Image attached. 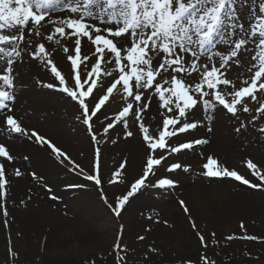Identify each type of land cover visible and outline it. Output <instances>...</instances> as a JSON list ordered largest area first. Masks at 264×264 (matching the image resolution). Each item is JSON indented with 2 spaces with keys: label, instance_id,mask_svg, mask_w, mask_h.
Listing matches in <instances>:
<instances>
[{
  "label": "rangeland",
  "instance_id": "1",
  "mask_svg": "<svg viewBox=\"0 0 264 264\" xmlns=\"http://www.w3.org/2000/svg\"><path fill=\"white\" fill-rule=\"evenodd\" d=\"M261 4H264V0H245L244 4L238 5L237 11L240 20L246 23L247 10L249 11L250 8L252 11L257 10ZM56 10L50 9L49 11L53 13ZM35 39H37V36H28L25 32V42L19 45V49L26 50L25 46H34ZM42 40L45 39L42 38ZM35 42H39V40H35ZM89 44L92 45L90 41ZM74 45L75 38L73 37L59 44L58 56L60 61H57V57H53L48 50L46 56L41 54V61L43 57L46 59L45 62L50 59L64 76L67 86L73 88L75 86L73 77L76 73H78L82 82L89 80L88 73L97 58L94 54L95 46L92 45L85 55L81 50V57L87 56L89 59L82 62L78 61V68L74 73L68 59L69 55H76ZM65 47L69 49L68 52L64 51ZM229 51V46H225L221 54H227ZM255 54L256 52L251 53L242 49L238 57L240 66L233 62L227 70L226 78L233 82L236 89L246 86L242 83L245 80L250 83L256 69L253 68L252 71H249L248 69L252 65L247 67L245 64L250 59L252 60ZM21 57L17 58L14 64L16 101L13 108L15 115L22 119L24 127L29 130H36L39 134L51 140L78 167H74L73 163H69V160L58 159L46 145L41 146L35 143L34 139L30 140L22 136L9 135L5 131L6 136L0 134V143L4 144L14 157L11 163L0 158V163H4L7 173H9L8 179L11 182L6 206L13 202L11 201L13 199V194H11L12 181L24 177L39 190L38 200L40 202L38 204L33 203L34 210H38L42 206L48 214L45 218L38 219L29 231H25L20 225L21 223L16 222L14 215H17L18 209L24 215L25 205L31 200L30 190L32 191V189H26L24 195L27 196V199H23V196L16 198L17 206L15 209L7 207L9 212L7 228L4 227V217L0 212V236L3 241V245L0 246V264H184L186 261H192L193 264H203L200 259L201 256H205L209 264H264V188H250L231 178L207 177L203 175L204 169L202 167L207 162L208 156L212 155L221 166L236 170L238 174L249 179L253 184L261 183L256 176L252 175L251 170L246 165L251 160L258 166L260 174L264 175V132L259 131L260 128L264 127V113L258 115L256 112L260 103H264V91L256 93V101H253L251 97L246 98L245 103L251 109L247 113L243 111V105L238 106L236 116L227 113L219 105L207 114L204 113L202 106L189 113L187 122L198 121L199 126L195 130L185 133L187 135L183 139H181L183 134H180L178 137H173L169 143L176 144L194 139L209 140L208 144L194 146L192 150L181 152H188L189 155L195 157L198 166L193 168L187 160H184L185 158L177 157L181 153L173 155L164 153L168 155V158L159 166L161 169L157 172L158 167L155 174L148 177L146 186L130 198L121 215L117 217L113 212L116 200L118 197L125 195L130 184L142 175V168L148 151L139 129V122L136 119L138 102L135 101L134 97H127L121 86L118 85L117 90H114L109 100L93 117L92 132L96 135L98 143L93 142L87 131V126L82 123V119H77L81 115L78 104L61 92L43 87L45 83L58 84V81L51 74L50 66L44 63L45 72L50 75L49 81L30 76L27 71L28 64L25 60L21 61ZM217 58L219 57L217 56ZM5 59L7 57L0 58V68L4 67ZM203 59L205 57H202ZM37 60L30 62L37 63ZM214 63L219 66L220 58L215 60ZM112 64H114V61ZM65 65L68 69L64 70ZM243 68H246V72L242 74L240 70ZM247 72L249 73L247 74ZM195 75L193 74V76ZM117 76L118 73L113 71L112 75L99 78L98 86L94 89L93 94L87 98L90 107H94ZM184 78L189 83L194 82V79ZM160 79L161 77L157 78L158 81ZM87 86L85 85V88ZM139 91L144 97L152 96L147 111L141 113V119L144 126L149 129V135L158 136L164 118L161 113L171 116L175 115V112L166 113L165 109L160 108V101L153 94V90L140 89ZM222 91L231 92L232 88L222 86ZM227 98L230 99V97ZM129 103L133 107L126 117L127 130L134 133L133 137L125 138L124 133L126 130L123 120L117 122L105 134L104 128L109 123H113L116 115ZM68 108H74L71 119L65 118V112ZM154 109H157L159 114L156 126L151 129L148 122L152 118ZM56 113L60 114L61 119L58 115H55ZM207 116H210L211 119H207ZM253 117H256V119L253 120ZM0 120V130H2L3 116H0ZM55 125L58 127H55ZM209 128L212 129L211 132L208 131ZM237 128H240L239 132L236 131ZM193 131L195 132L191 133ZM81 137L82 141L79 146L77 141L79 142ZM213 138L222 139L229 142V144L231 142V145L237 139L241 147V155L238 158H232V160L229 157L230 162H225L226 165H224L222 162L223 158L226 159L225 155L222 156L221 153L209 154L208 149ZM174 139H177V141H173ZM16 141H19L18 147H20L22 141H27L35 147L34 151L41 154L42 167L47 171L50 179L44 177V175L41 176L38 168L33 166L30 152L23 149V151L13 150L15 148L13 143ZM130 145L138 147L144 154L141 161L142 167L135 173H129V152L126 149ZM205 147L208 149H205ZM24 149L31 148L25 146ZM96 149L100 150L98 171L95 168ZM156 154L159 155L160 153L157 152ZM125 159L128 163L122 177L116 178V182L110 183L114 171ZM17 160H20L26 168L18 167ZM174 162L187 166L189 170L167 171V168ZM17 168L21 170L24 176L17 178L12 174ZM178 172L179 175H174ZM31 173L36 174L35 179ZM182 174L188 180L190 194L193 193L192 189L199 183L206 188L210 186L227 188L236 209L233 212L227 210L226 213L215 214L208 203L209 208L206 209V215L199 214L203 218L198 217L199 220L194 219L192 221L186 220V216L194 208L193 203L195 204L196 198H193V202L188 200L184 188L181 186L177 188L180 185L179 182L182 181ZM87 175L98 176L101 183L97 185L94 181L86 179ZM162 178L172 179L175 186L157 187L159 179ZM149 190L154 191L152 196L147 194ZM162 190H164L167 198L170 197L168 204L182 211L183 215L180 214L181 219H179L182 229L169 224L167 220H165L167 221V224H165V221L162 220L163 217L160 216L161 213L153 205L155 201L160 200V194L163 193L160 191ZM35 200L37 201V198ZM21 201H24V203L21 204ZM181 202L187 207L188 212L184 211ZM182 216H185V218ZM159 226L165 228V235L156 234L154 229ZM58 227H63L68 231L71 230L70 238H58L62 236L56 233L59 230ZM54 229L56 232H53ZM146 229L150 230L146 231ZM198 231L206 238V248L200 243L197 235ZM118 235L122 236L120 244L126 251L114 250ZM141 235L146 237L145 240H138V236ZM247 236H254L258 239L249 240L245 238ZM228 237H232V239H228ZM54 240L61 243L62 249L58 251L50 250V244ZM9 246L12 247L15 253H18V258L13 259L9 256ZM149 247L156 248L159 251L157 253L149 252ZM118 256L123 257V259H118Z\"/></svg>",
  "mask_w": 264,
  "mask_h": 264
},
{
  "label": "snow or ice",
  "instance_id": "2",
  "mask_svg": "<svg viewBox=\"0 0 264 264\" xmlns=\"http://www.w3.org/2000/svg\"><path fill=\"white\" fill-rule=\"evenodd\" d=\"M244 3L245 0H63V3H58V0H0V58L7 57L4 60V67L0 68L2 130L9 135L34 139L35 143L41 146L46 145L58 159L69 160V163H73L74 167H78L51 140L36 130L24 127L22 119L15 115L13 105L16 101L14 75L16 60L14 58L21 57L19 45L25 42V32L28 36L40 37V29L44 27L43 22H47L54 26L51 34L46 37L48 41H53L57 35L60 38L75 37L76 55H69L68 59L73 72L76 73L78 61L89 59L87 56L81 57L82 39L87 38L95 46L94 54L97 56L95 64L88 73L90 83L89 80L82 82L76 73L73 77L74 88L67 86L64 76L49 59L47 65L50 66L51 74L58 84L45 83L43 87L61 92L78 104L81 115L77 119H82L92 141L96 143H98L96 135L92 132L93 117L109 100L114 90H117L118 85L121 86L127 97H134L138 102L136 119L139 122V129L148 151L142 175L130 184L125 195L116 200L113 212L119 217L130 198L146 186L148 177L155 174L156 169L167 160L168 155L192 150L196 145L209 143L207 139L169 143L173 137L188 133L199 126L198 121L187 122L189 113L202 106L204 113L207 114L217 105L222 106L227 113L233 116L237 115L238 106L243 105V111L247 113L251 109L245 103L246 98L251 97L253 101H256V93L264 91V4L259 6L256 15L246 26L240 20L237 11V6ZM55 8L68 12L69 16L58 20L52 19L49 10ZM249 11L251 13L252 9ZM92 20L98 23H90L89 21ZM105 25L107 26L105 27ZM59 42L56 40L57 44ZM250 42L255 44L257 52L252 57L256 63L248 70L252 71L253 68L256 70L250 83L245 80L242 83L246 86L236 89L233 82L226 78V72L233 62L240 66L238 57L241 50L247 49ZM220 44L228 45L230 51L227 54L214 51L213 49ZM64 51L68 52L69 49L65 47ZM41 54L46 56L47 52L43 44H38L35 51L31 53V58L40 59ZM217 56L220 58L219 66L214 63V57ZM202 57H206V59L202 60ZM113 61L114 71L118 73V76L107 87L105 94L99 98L94 107H90L87 98L98 86L99 78L102 75H112L111 72L102 70V64H111ZM193 74H196V77H193ZM158 77H161L159 81ZM184 77L193 78L194 82L189 83ZM85 85L88 86L85 88ZM222 86L224 88L231 87L232 91L224 92ZM140 89L153 90V94L160 101V108L165 109L166 113L175 112V115L171 116L161 113L164 118L158 136L149 135V129L142 122L141 113L147 111L152 96L144 97L140 93ZM132 107V104H127L116 115L114 122L104 128V133L107 134L109 129L123 120L126 130L125 138L133 137L134 133L127 130L126 119ZM256 112L258 115L264 113V103H260ZM206 118L211 119L210 116ZM255 119L256 117H253V120ZM208 131L211 132L212 129L209 128ZM236 131L239 132L240 128H237ZM259 131L264 132V127ZM113 142L115 143V141ZM157 152L160 154L157 155ZM99 156L100 150L96 149L95 168L97 171ZM0 158L9 163L14 159L2 143H0ZM127 163L125 159L118 166V169L113 173L112 180L109 181L110 183L116 182V178L122 177ZM246 166L251 170L252 175L261 181L260 184H253L249 179L238 174L236 170L221 166L218 160L212 156H209L207 162L202 165L203 175L207 177L231 178L250 188H264V175L260 174L258 166L251 160L247 162ZM178 169L189 170L187 166L174 162L167 168V171L174 172ZM12 174L17 178L23 175L19 168ZM31 174L35 179L36 174ZM8 175L4 163H0V212L4 217V227L6 228L9 216L6 199L11 183ZM85 178L94 181L97 185L101 183L96 175H87ZM156 186L160 188L174 187L175 183L172 179L162 178L159 179ZM23 203L24 201H21V204ZM181 204L184 211L188 212L183 202ZM149 230L146 229V231ZM197 235L201 245L206 248L205 236L199 231ZM145 238L143 235L138 236L140 241ZM245 238L258 239L254 236ZM121 239L122 236L118 235L114 250L126 251L121 247ZM228 239H232V237H228ZM148 251L157 253L159 250L149 247ZM8 253L11 258H18V253H15L11 246L8 248ZM118 259H123V257L118 256ZM200 259L203 264H209L205 256H201ZM184 264H193V262L186 261Z\"/></svg>",
  "mask_w": 264,
  "mask_h": 264
},
{
  "label": "bare ground",
  "instance_id": "3",
  "mask_svg": "<svg viewBox=\"0 0 264 264\" xmlns=\"http://www.w3.org/2000/svg\"><path fill=\"white\" fill-rule=\"evenodd\" d=\"M58 3H63V0H58ZM56 9H59V8H55L53 10H56ZM247 12H248V16H247V20L245 23L246 26L248 25L249 21L252 20V17L254 15H256V10H253L251 13H250V11L247 10ZM68 16H69V13L66 11H63V10H56L53 13H51V18L54 20H58L61 18H67ZM89 22L93 23V24L98 23L95 20H92ZM43 23H44V27L40 29L41 36L37 37V39H35V40H39V42H35V40H34V42H33L34 46L29 47V45H28V46H25L26 50H22V49L20 50L21 56H22L21 61L25 60L27 62V64H28L27 71L29 72L30 76H34V77L49 81L50 75H49V73L45 72V67H44V63H46V65H47V61L46 62L44 61L46 59L42 56L43 57L42 61L40 58L37 60V63L30 62V61H36V59L31 58V53H33L35 51L34 49H36V46L38 44H43L44 46L46 45L45 46L46 51L47 50L50 51L52 53L53 57L56 56L57 57L56 60L60 61V58L58 56V53H59L58 46H59V44H61L65 40L69 39L70 37L69 38L68 37L60 38L57 35L54 37L53 41H48L46 37H47V35L51 34L54 26L51 24H48L47 22H43ZM106 26L107 25H105V27ZM42 38H44L45 40L43 41ZM73 38H75V37H73ZM56 40H59L60 42L57 44ZM91 46L92 45L89 44V41L86 38L82 39L81 50L83 51L84 55L87 53V50H89ZM225 46H228V45L220 44L219 47L215 48L214 51H219L221 53V51L223 50V48ZM255 48H256L255 44L250 42L247 46V49H245V50L250 51L251 53H255V52H257V49H255ZM31 49H33V50H31ZM14 59L16 60L17 58H14ZM205 59H206V57H205ZM218 59L219 58L214 57V61L218 60ZM254 63H255V61L253 59L252 60L250 59L245 65L247 67H249V66L253 65ZM114 68H115V65L112 63L111 64H104L102 67V70L104 72H111L112 73L114 71ZM65 69H68L67 65L64 66V70ZM245 69L246 68L241 69L240 72L242 74L245 73L246 72ZM248 73L249 72H247V74ZM104 76H108V75H102V77H104ZM193 77H196V75ZM186 78L188 80L193 79V78H188V77H186ZM73 113H74V108H68L67 111L65 112V118L71 119V116L73 115ZM158 114H159V111L157 109H154V111L152 113V118L148 122L151 129L154 126H156V123L158 120ZM55 115H58L59 119H61L60 114L56 113ZM0 122H1V120H0ZM55 122H56V120H55ZM190 122H192V121H190ZM60 125H61V123H60ZM55 127H58V126L55 125ZM194 132L195 131H193L191 133H194ZM0 134H1V136H6L3 130H0ZM186 135L184 133L181 139H183L184 136H186ZM81 141H82V137L79 139V142L77 141L79 146L81 144ZM173 141H177V139H174ZM237 141L238 140L236 139V142ZM236 142L233 143V145H231V142L229 144V142H225L222 139L219 140V139L213 138L212 143L209 146L210 148L208 149L207 147H205V149H208L209 154L210 153H221L222 156L225 155L226 159L224 160V158H223L222 163L224 165H226V163L230 162L229 157H231V160H232V158H234V157L238 158L241 155V153H240L241 147L238 144L239 141L237 143ZM13 145L15 146V148H13L14 151H18V150L21 151L23 149L27 152H30L33 166L38 168V170L41 172V174H40L41 176L44 175V177L50 179L48 177L47 171L44 169V167H42L43 166L42 161H41L42 156H41V154L36 153L34 151L35 147L33 145H30L27 141L26 142L22 141L20 147L17 146V145H19V141L14 142ZM25 146L30 147L31 149H24ZM127 149H126V151L129 152V173H135L136 171H138L139 168L142 167L141 161H142V157L144 156V154H142V152L138 149V147L136 148L134 145H130V147L128 146ZM189 154L190 153H188V152L187 153L184 152V153L178 154L177 157H179V158L181 157L183 159L185 158L184 160H187L188 163L190 164V166H193V168L197 167L198 166L197 160L195 159V157H192V155H189ZM209 156H212V155H209ZM16 164L18 167L26 168L25 165L20 160H17ZM231 164H233V163L231 162ZM160 169L161 168L159 167L157 172ZM174 175H179V172L175 173ZM183 175L184 174H182V177H181L182 181L179 182L180 185H178L177 188H179L180 186L184 188V191H186L185 196L188 200L192 201L193 198L194 199L196 198L195 201L196 202L198 201L197 204H196V202H195V204L193 203L194 208L188 213V216H186L187 217L186 220L192 221L194 219L199 220L200 218H203V217H200L199 214L206 215V209L209 208V206L207 205L208 203L213 208L215 214H220L222 212L226 213L227 210H229V212H233L236 209V207L234 206V201L232 199V196L230 195V191L227 188L211 187V186L206 188L205 186H201V184L199 183V184H196V186L192 189L193 193L190 194V192L188 190V180ZM131 176H133V174H131ZM212 182H214V181H212ZM54 184H56V183H54ZM11 188H12L11 194H13V199L11 201H13V202L10 205L7 204V207L14 208V209L17 206L16 205V198L18 199V198H21L23 196V199L24 198L27 199V196L24 195L26 189H32V191H33L32 192L30 190L31 200H30V202L27 203V205L23 211L24 215L22 214V211H20L19 209L16 212L17 215H14L16 217V220H17L16 222H20L21 223L20 225L25 229V231H29L32 228L33 224H35V222L38 219L45 218V216L48 215L47 212L44 211V208L42 206L38 210H34V208H33V203L38 204L40 202V200H38L39 199V195H38L39 190L34 185L32 186L30 184V181H27L26 178H24V177H22L19 180L12 181ZM153 192L154 191L149 190L147 194L152 196ZM160 192H163L160 194L161 195L160 200L155 201L156 205L154 203H153V205L157 208L159 213H161L160 216L163 217V219H162L163 221L167 220V221H169V224L176 226L179 229H182L180 224H179V219H181L180 214H182V211L179 208H177V209L173 208L170 204H168L170 202V197L169 198L166 197L167 195L164 194V190H162ZM178 194H180V193H178ZM142 195L144 197V193ZM36 198H37V201L35 200ZM7 199H8V195H7ZM7 199H6V203H8ZM88 200L91 201L90 198H88ZM88 200H87V202H89ZM182 217L185 218V216H182ZM198 217H200V218H198ZM0 219H1V214H0ZM62 228L58 227L59 230ZM59 230H57V232H56V230L54 229V231H53V232L58 233L57 235H62L58 238H60V239L65 238V237L70 238L71 233H72L71 230L68 231L64 228L61 231H59ZM154 230H156L157 235H160V234L165 235L166 234V232H164L165 228L162 226H159V227L155 228ZM134 231H135V229H134ZM151 235H153V234H151ZM176 236H178V235L176 234ZM1 245H3V241H2L1 236H0V246ZM60 245H61V243L59 241L54 240L50 244V250L51 251H58V250L62 249V246H60Z\"/></svg>",
  "mask_w": 264,
  "mask_h": 264
}]
</instances>
